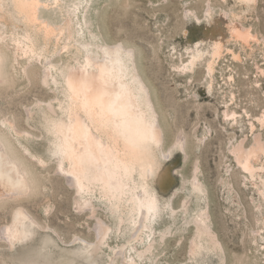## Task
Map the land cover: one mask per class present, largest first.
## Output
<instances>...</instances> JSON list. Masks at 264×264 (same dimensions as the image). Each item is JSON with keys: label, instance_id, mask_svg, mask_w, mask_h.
<instances>
[{"label": "rangeland", "instance_id": "rangeland-1", "mask_svg": "<svg viewBox=\"0 0 264 264\" xmlns=\"http://www.w3.org/2000/svg\"><path fill=\"white\" fill-rule=\"evenodd\" d=\"M74 1L61 0L62 9ZM97 6L91 15L97 30L113 44L134 50L162 122L163 149L178 136L183 140L182 146H171L168 156L161 157L165 171L159 169L161 174L150 179L167 206L154 221L155 229L168 233L142 263L264 264V157L255 162L259 169L252 176L233 151L238 144L249 148L256 139L264 142V0H99ZM52 11L53 39L47 42L40 22L32 31L41 34L34 33L39 47L47 42L57 80L49 86L42 83L45 60H37L29 66L28 78L19 75L10 86H0V115L15 118L21 130L32 133L26 142L46 160L41 165L27 155L40 184L37 192L0 202V228L10 222L17 205L39 224L15 245L0 239V258L5 264H120L119 249L135 254L136 249L129 251L132 245L146 247L134 240L136 226L126 220L127 210H111L102 197L93 199L95 211L89 204L75 205L73 176L57 159L51 142L55 134L44 117L42 108L49 102L59 112L64 97L61 69L83 63L84 56L74 38L67 39L69 32L77 34L82 15H64L60 8ZM236 26L245 29L242 35L235 32ZM65 40L76 47L60 51ZM32 107L28 123L27 109ZM193 175L202 181L204 191L193 188ZM171 204L176 214L169 211ZM205 209L223 246L224 263L220 250L204 248L196 256L189 254L192 220ZM100 222L110 227L102 243L96 238ZM76 236L91 244L74 241Z\"/></svg>", "mask_w": 264, "mask_h": 264}, {"label": "bare ground", "instance_id": "bare-ground-1", "mask_svg": "<svg viewBox=\"0 0 264 264\" xmlns=\"http://www.w3.org/2000/svg\"><path fill=\"white\" fill-rule=\"evenodd\" d=\"M51 1L55 3L53 6L50 5ZM98 2L75 0L70 5L65 4L63 10L61 0H0V86L5 83L10 86L19 75L28 78L29 66L37 60H45L42 61V83L51 85L56 75L51 58H48L47 42L55 29L50 14L53 8H60L64 15H82L77 37L68 30L67 39L70 41L69 38H74L73 44L77 43L83 49V63L61 69L64 97L58 103L59 112L49 102L42 108L44 117L50 121L55 134V140L51 142L57 150V159L66 164L64 169L73 176L70 182L75 189V205L89 204L94 210L93 199L102 197L110 203L111 210H127L129 217L125 219L130 221L131 227L136 226L135 242L146 247L139 250L132 245L129 251L136 249L135 254H127L125 247L119 249L120 264H145L146 260L142 263V258L147 253L149 256L155 242L163 241L167 232L155 229L154 221L167 206L153 189L154 180L150 179L157 176L155 173L159 169L165 171L161 157L168 156L173 148L171 146H182L183 140L182 135L178 136L171 148L163 149L162 122L149 88L139 72L134 50L123 43L113 44L97 30L91 15L98 11ZM38 22L42 24L47 38L44 47L37 45L39 41L35 36L39 33L32 31ZM243 31L235 27L238 35H242ZM42 40H45L43 36ZM64 42L60 51H69L73 44L66 40ZM27 110L26 121L29 123L34 109ZM31 135L29 131L19 128L15 118L0 115V202L21 200L40 188L27 155L41 165L46 160L26 142ZM233 151L242 168L254 176L259 169L255 162L264 157V142L256 139L249 148L238 144ZM191 185L204 191V185L197 176L192 178ZM187 206L188 200H184L181 208L185 210ZM169 211L177 212L172 204ZM211 221L208 209L192 220L195 230L188 246L189 254L196 256L204 248L220 250L222 255L219 259L224 263L223 246ZM35 226L39 224L26 208L17 205L10 222L1 226L0 239L10 246L15 245L31 236L36 230ZM109 232L110 227L100 222L96 232L97 241L102 243ZM75 240L85 245L89 243L78 236ZM3 261L2 256L0 264H5Z\"/></svg>", "mask_w": 264, "mask_h": 264}]
</instances>
